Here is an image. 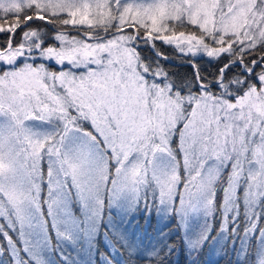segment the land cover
<instances>
[{
    "label": "snow or ice",
    "instance_id": "obj_1",
    "mask_svg": "<svg viewBox=\"0 0 264 264\" xmlns=\"http://www.w3.org/2000/svg\"><path fill=\"white\" fill-rule=\"evenodd\" d=\"M262 217L264 0H0V264H248Z\"/></svg>",
    "mask_w": 264,
    "mask_h": 264
},
{
    "label": "trees",
    "instance_id": "obj_2",
    "mask_svg": "<svg viewBox=\"0 0 264 264\" xmlns=\"http://www.w3.org/2000/svg\"><path fill=\"white\" fill-rule=\"evenodd\" d=\"M165 51H171L170 48L168 47H165L164 49ZM145 55H151L150 52H145L144 53ZM173 71H178L180 73H188L190 74L192 69H191V66L190 65H176L175 62H173ZM216 69L214 67H208L207 65H205L204 67H202V71H208V72H214ZM143 215V213L141 214V216ZM153 219H155V214H153ZM264 223V217L261 218V221H260V224L262 226V224ZM215 234V231H213V235ZM15 239V237H13ZM2 239V237H1ZM173 240L175 241V252L174 254L167 258L163 264H173V262L178 259V255H179V252L182 248V242L179 241L176 237H173ZM18 243V242H17ZM255 248H256V239L255 237L252 238V245L248 247V250H247V261H248V264H254V252H255ZM225 250L227 251L228 253V257H231L230 255V251L227 247V245H225ZM220 264H227V258H224V257H220Z\"/></svg>",
    "mask_w": 264,
    "mask_h": 264
},
{
    "label": "rangeland",
    "instance_id": "obj_3",
    "mask_svg": "<svg viewBox=\"0 0 264 264\" xmlns=\"http://www.w3.org/2000/svg\"><path fill=\"white\" fill-rule=\"evenodd\" d=\"M141 222L142 223H146V220L145 221H141ZM262 226H264V223L262 224ZM243 227H244V225L242 224L241 228H243ZM0 239H1V237H0ZM105 239H107V237H105ZM225 245L226 244L224 243V241H220V245H219L220 248H223L225 250ZM228 249L231 252L230 255L232 256V249L229 248V247H228ZM247 250H248V248H247ZM19 255H20V257H23L24 253L20 252ZM217 255H219V253H217ZM254 264H264V244H257L256 243V248H255V252H254Z\"/></svg>",
    "mask_w": 264,
    "mask_h": 264
}]
</instances>
